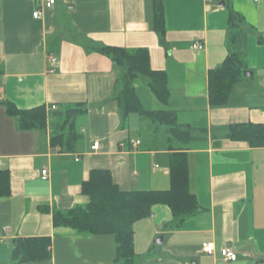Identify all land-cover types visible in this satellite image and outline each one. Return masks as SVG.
Here are the masks:
<instances>
[{
	"label": "crops",
	"instance_id": "obj_1",
	"mask_svg": "<svg viewBox=\"0 0 264 264\" xmlns=\"http://www.w3.org/2000/svg\"><path fill=\"white\" fill-rule=\"evenodd\" d=\"M45 1L0 0V172L10 178V193L0 198V264H11L15 240L37 237L50 239V258L29 264H115L112 236L77 234L51 220L55 210L89 202L81 186L92 170L109 171L122 191L169 190L173 151L165 147V129L155 134V124L137 114L122 122L114 89L122 70L95 51L102 46L146 49L151 69L166 75L169 99L160 103L148 80L137 78L141 108L172 111L191 135L183 152L197 210L171 225L169 207L153 206L133 226L135 264H264V148H249L227 132L234 124H264V44L257 42L264 35V0H55L44 8ZM158 1L162 38L153 23ZM229 11L243 18L232 45ZM196 42L201 50L192 48ZM230 51L251 75L213 107L208 73ZM5 103L19 110L44 106L46 129H19ZM76 104L85 110L76 118L82 139L76 152H61L50 142L52 123ZM134 130L142 139L131 138ZM93 142L97 152L90 150ZM210 241L216 252L204 255L201 245ZM224 245L237 254L235 262L220 257Z\"/></svg>",
	"mask_w": 264,
	"mask_h": 264
},
{
	"label": "trees",
	"instance_id": "obj_2",
	"mask_svg": "<svg viewBox=\"0 0 264 264\" xmlns=\"http://www.w3.org/2000/svg\"><path fill=\"white\" fill-rule=\"evenodd\" d=\"M154 28L162 38L165 34L163 5L158 1L154 6ZM237 22H243L240 14L229 11V44L232 45ZM257 42L264 44V35ZM107 57L115 68L121 69L114 86L115 96L124 123L129 115L137 114L155 124V134L164 128L167 136L166 148L173 151L169 157L170 187L168 191H122L112 181L107 170H92L83 182L81 192L89 198L84 206L68 211H53L54 227H66L83 235H109L116 244L115 264H135L133 251V226L148 218L152 207L166 205L172 213L171 225H178L185 216L197 210V203L188 187L187 158L183 147L191 139L177 123L172 111H145L134 90L137 78L148 80L151 94L165 105L169 99L166 75L154 71L149 64L146 49L128 50L121 47L102 46L95 50ZM247 73L244 59L231 52L223 63L208 73V100L213 107L225 104L234 85ZM6 111L17 121L21 130H45L47 127L44 106L29 110H19L11 103H5ZM85 113L80 104L66 108L52 123L51 145L58 146L61 152L74 153L82 139L76 118ZM58 115V114H56ZM229 138L248 145L249 148H264V124H234L228 127ZM174 142V144H173ZM10 178L5 171L0 172V198L10 193ZM50 239L37 237L17 239L13 242L9 262L29 264L50 258Z\"/></svg>",
	"mask_w": 264,
	"mask_h": 264
},
{
	"label": "built area",
	"instance_id": "obj_3",
	"mask_svg": "<svg viewBox=\"0 0 264 264\" xmlns=\"http://www.w3.org/2000/svg\"><path fill=\"white\" fill-rule=\"evenodd\" d=\"M257 1V0H254ZM55 0H46L45 4H44V8H51L52 5H54ZM41 16V12L38 10L36 12H34L33 14V18L34 19H38ZM203 47V45L199 42H196L193 44L192 48L194 50H201ZM48 62L50 65H55L56 64V59L55 57L49 56L48 57ZM51 72H54V69L51 70ZM56 107L55 106H50L48 108V111H55ZM139 145V141H135L133 143V146H137ZM90 150L92 152H97L99 150V144L98 142H93V144L90 147ZM41 179L43 181H47L49 179V172L46 169H43L41 171ZM8 228L6 227L5 230H7ZM201 251L204 255H208V256H212L214 255V253L216 252V246L213 242H205L202 243L201 245ZM219 255L222 258L223 261L225 262H235L237 260V254L233 251V249L228 246V245H224L221 248H219Z\"/></svg>",
	"mask_w": 264,
	"mask_h": 264
},
{
	"label": "rangeland",
	"instance_id": "obj_4",
	"mask_svg": "<svg viewBox=\"0 0 264 264\" xmlns=\"http://www.w3.org/2000/svg\"><path fill=\"white\" fill-rule=\"evenodd\" d=\"M132 133H133V134H131V138L132 139H136V138H141L142 139L143 135H141L138 130H134V132H132Z\"/></svg>",
	"mask_w": 264,
	"mask_h": 264
},
{
	"label": "water",
	"instance_id": "obj_5",
	"mask_svg": "<svg viewBox=\"0 0 264 264\" xmlns=\"http://www.w3.org/2000/svg\"><path fill=\"white\" fill-rule=\"evenodd\" d=\"M250 75H251V73L250 72H247L245 77L250 76Z\"/></svg>",
	"mask_w": 264,
	"mask_h": 264
}]
</instances>
